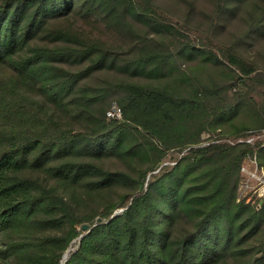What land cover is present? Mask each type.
<instances>
[{"label": "trees", "instance_id": "trees-1", "mask_svg": "<svg viewBox=\"0 0 264 264\" xmlns=\"http://www.w3.org/2000/svg\"><path fill=\"white\" fill-rule=\"evenodd\" d=\"M163 1L0 0V264H264V201H238L260 147L238 139L264 121L201 142L230 90L264 84L242 53L264 0H209L203 30ZM242 6L246 34L222 41ZM197 58L227 76L182 69Z\"/></svg>", "mask_w": 264, "mask_h": 264}, {"label": "rangeland", "instance_id": "rangeland-1", "mask_svg": "<svg viewBox=\"0 0 264 264\" xmlns=\"http://www.w3.org/2000/svg\"><path fill=\"white\" fill-rule=\"evenodd\" d=\"M163 4V12L166 16L171 17L175 21L186 23L189 26L192 25L199 27L201 30H203V26L206 27L208 24L207 15L214 7L213 1L210 2L209 0H164ZM192 4L194 5L193 7H191ZM248 19V7L242 6L238 13L234 16L232 15L230 18H227V23L223 25L225 30L222 31L218 37L224 42H230L237 39L239 34H246V30L249 26L246 23ZM88 29H91V27ZM95 33L100 35L99 30H96ZM245 39L246 40L243 42L247 43L242 53L264 70V27L253 34L247 33ZM184 62L186 63L182 65V69L190 75H195V78L202 82H208L209 78L213 77H215V79L222 80L227 76L228 70L223 64L219 66H213L211 64L208 65L199 58L193 61ZM240 91L243 92V97L239 100L236 99V101L240 102L237 109L238 111H233L230 117L222 119L219 118L220 120L217 122L215 127H210L209 130L202 133L201 142L216 140L218 137L235 133L242 127L253 126L254 124H259L264 121V111L261 112V109L264 107V84L258 83L253 85L251 89H249L246 85L239 84L238 87H235L228 92L229 99H233L236 96V93ZM114 107H117V105L114 104ZM179 156H181V153L172 150V152L162 159V165L174 163V160H176ZM107 163L111 167V164L114 162L107 161ZM112 166L115 165L112 164ZM123 190H127V188L123 186L111 195L117 197L121 192H123ZM93 204H99V202H90L91 207ZM256 206L260 208L261 205L257 204ZM75 247L76 245L72 244L66 252L67 254L65 256V260Z\"/></svg>", "mask_w": 264, "mask_h": 264}, {"label": "built area", "instance_id": "built-area-1", "mask_svg": "<svg viewBox=\"0 0 264 264\" xmlns=\"http://www.w3.org/2000/svg\"><path fill=\"white\" fill-rule=\"evenodd\" d=\"M108 115L121 116V109L114 107ZM226 140L235 142L233 139ZM239 141L252 145L260 143L258 151L244 158L238 183V201L257 205L264 201V128L252 131Z\"/></svg>", "mask_w": 264, "mask_h": 264}, {"label": "water", "instance_id": "water-1", "mask_svg": "<svg viewBox=\"0 0 264 264\" xmlns=\"http://www.w3.org/2000/svg\"><path fill=\"white\" fill-rule=\"evenodd\" d=\"M98 220L100 221L101 218H99ZM82 229H83V230H89V229H90V225H89L88 223H85V224L82 225ZM66 254H67V253H65V255H66Z\"/></svg>", "mask_w": 264, "mask_h": 264}, {"label": "bare ground", "instance_id": "bare-ground-1", "mask_svg": "<svg viewBox=\"0 0 264 264\" xmlns=\"http://www.w3.org/2000/svg\"><path fill=\"white\" fill-rule=\"evenodd\" d=\"M66 256V255H65Z\"/></svg>", "mask_w": 264, "mask_h": 264}]
</instances>
